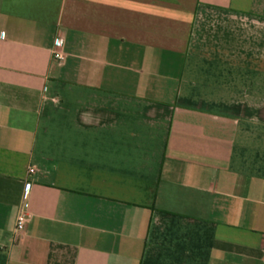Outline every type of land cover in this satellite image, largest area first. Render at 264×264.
Segmentation results:
<instances>
[{
    "label": "crops",
    "instance_id": "1",
    "mask_svg": "<svg viewBox=\"0 0 264 264\" xmlns=\"http://www.w3.org/2000/svg\"><path fill=\"white\" fill-rule=\"evenodd\" d=\"M0 264H264V0H0Z\"/></svg>",
    "mask_w": 264,
    "mask_h": 264
},
{
    "label": "built area",
    "instance_id": "2",
    "mask_svg": "<svg viewBox=\"0 0 264 264\" xmlns=\"http://www.w3.org/2000/svg\"><path fill=\"white\" fill-rule=\"evenodd\" d=\"M54 46H55V51L53 52V59L55 62H57L58 64H62L64 61V55L61 51L62 46H63V40L62 39H56L54 41ZM34 172V168L30 167L28 169V173L32 174ZM30 187V183H26L25 184V189L28 190ZM24 204L21 206L20 211L18 213V216L16 218V222H15V229H14V234L17 235L18 233H20L21 231H23V229L25 228L26 222H27V214H26V202L27 199L25 198L24 200Z\"/></svg>",
    "mask_w": 264,
    "mask_h": 264
}]
</instances>
